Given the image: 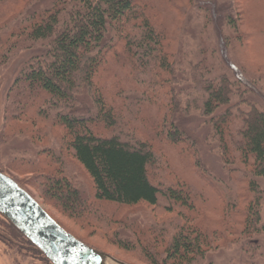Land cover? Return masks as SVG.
<instances>
[{
	"label": "trees",
	"instance_id": "obj_1",
	"mask_svg": "<svg viewBox=\"0 0 264 264\" xmlns=\"http://www.w3.org/2000/svg\"><path fill=\"white\" fill-rule=\"evenodd\" d=\"M167 1L171 7L173 0ZM73 2L63 22L61 10L54 5L39 16L35 14L24 30H12L29 42L49 41L46 51L35 58L37 62L17 78L16 93L6 112L2 137L29 138L46 157L20 166V172L33 174L32 184L48 204L80 224L94 227L95 223L101 237L150 264L204 260L205 250L214 240L236 232L234 224L240 218H244L245 234L263 237V194L256 182H250L247 196L224 200L226 231L212 230L210 223L197 222L203 212L201 197L206 196L197 188L196 177L202 176L199 168L188 167L191 178H186L172 164L167 149L172 145L178 148L190 165L194 154L181 135L178 115L190 116L200 109L203 116L212 117L230 107L238 95L245 103L230 79L226 75L208 78L209 70L191 63L190 87L181 92L174 87L180 84L176 76L180 66L172 53L175 39L159 19L166 1ZM19 3L0 0V26ZM227 13L228 22L237 28L232 13ZM14 46L11 38L0 35V68L15 51ZM129 73L131 82H126L124 75ZM129 83L144 88L146 100L158 108L156 116L140 111L146 126L143 130L125 117L133 107L125 105L122 97ZM238 83L242 85V81ZM84 92L91 105L80 100ZM240 114L243 127L238 136L232 131L235 114L228 109L213 118L214 132L209 140L219 139L225 166L240 162L254 177L264 178V111L251 104L248 113ZM54 129L59 134L52 133ZM42 164L53 170H43ZM71 169L85 172L92 188L90 199L74 185ZM0 172L6 175L2 166ZM9 177L37 200L19 179ZM106 205H146L151 209L146 217L152 226L133 227L134 239L123 240L119 229L132 225L119 219L120 210H109ZM7 225L10 239L0 232V241L13 247L16 242L12 239H21L51 264L12 222Z\"/></svg>",
	"mask_w": 264,
	"mask_h": 264
},
{
	"label": "rangeland",
	"instance_id": "obj_2",
	"mask_svg": "<svg viewBox=\"0 0 264 264\" xmlns=\"http://www.w3.org/2000/svg\"><path fill=\"white\" fill-rule=\"evenodd\" d=\"M158 1L162 3L166 1L165 8L161 9L163 14L159 19L166 23L169 34L175 39L172 53L174 57L176 56V64L180 66L176 70L180 84H174V87L180 92L190 87L189 64L195 63L210 71L208 78L218 79L226 75L233 83L236 92L245 99L243 103L238 95L230 107L220 109L212 117L203 116L200 109L193 110L190 116L178 115L177 122L180 124L181 135L192 149L194 159L192 158L193 161L188 165V160L186 161L180 154L178 148L169 145L167 149L173 157L172 164L182 170L186 178H191L187 170L190 166H197L201 172L202 176L196 177L197 188L205 192L206 196L201 197L203 212L197 222L210 223L212 230L225 232L223 225L226 221L222 215L224 200L247 196L250 191L249 184L254 181L263 194L260 228L264 229V178L254 177L250 168L244 167L240 162L229 167L225 166L219 151V139L209 140L214 132L213 118L225 113L228 109L235 114L232 127L235 136H238V131L243 127L240 112L248 113L251 104L264 111V0H173V3L171 2L173 7L169 6L167 0ZM73 4V0H20L18 7L15 6V13L9 15V18L4 21L6 23L3 22L0 26L4 30L0 32V35L11 38L15 42L13 49L15 51L7 55V62L0 68L2 73L0 79V166L6 171V176L19 179L46 212L65 230L106 259V263L150 264L138 254L122 250L101 237L95 223L94 227L80 224L67 217L54 205L48 204L41 197L36 186L32 184L33 174L20 172V166L35 160L40 162L41 158L45 160L46 157L39 154L40 148L38 149L29 138L15 135L7 139L2 137L6 112L8 106L11 107V96L16 93L13 86L21 73L27 70L30 64L37 62L35 58L40 57L42 51H46L49 42H29L25 37L12 34V30H24L30 25V19L35 14L39 16L42 12L52 9L54 5L61 10L60 18L63 22L66 12ZM227 12L234 16L237 28L228 22ZM126 79L131 82L130 73L124 75V80ZM239 81H242V85L238 83ZM126 87L122 95L126 99L124 104L133 107L131 112H125V117L143 130L146 126L140 111L151 112L149 115L156 116L158 108L150 100H146L144 88L130 83ZM181 99L185 101L184 98ZM80 100L86 105L92 103L87 92H84ZM51 132L59 134L55 129ZM53 140L55 141V137ZM157 144L160 145L158 142ZM42 169L47 170L48 167L42 164ZM48 170L52 171L53 167ZM71 177L82 196L90 199L92 188L85 172L71 169ZM241 201L244 204L242 207L245 208V200ZM105 207L109 210H120L119 219L126 220L132 225V227L119 229L123 240L134 239L133 227L145 229L152 226L146 217V213L151 209L146 205L134 208H119L115 205ZM7 221L10 220L0 213V232L10 239L9 232L5 231L8 227ZM234 228L235 233L230 232L225 234V238L214 240L212 246L205 250L204 260L195 261L193 264H264V235L258 237L245 234L244 218L235 222ZM12 241L16 242L15 244L13 242V247L6 246L0 241V264H50L21 239L13 238ZM258 244L260 247L256 248ZM34 246L39 249L35 244Z\"/></svg>",
	"mask_w": 264,
	"mask_h": 264
},
{
	"label": "water",
	"instance_id": "obj_3",
	"mask_svg": "<svg viewBox=\"0 0 264 264\" xmlns=\"http://www.w3.org/2000/svg\"><path fill=\"white\" fill-rule=\"evenodd\" d=\"M0 213L53 264H102L98 253L62 228L37 200L1 172Z\"/></svg>",
	"mask_w": 264,
	"mask_h": 264
},
{
	"label": "bare ground",
	"instance_id": "obj_4",
	"mask_svg": "<svg viewBox=\"0 0 264 264\" xmlns=\"http://www.w3.org/2000/svg\"><path fill=\"white\" fill-rule=\"evenodd\" d=\"M100 258H101L102 264H108V263H106V259H104V258L101 257V256H100Z\"/></svg>",
	"mask_w": 264,
	"mask_h": 264
}]
</instances>
